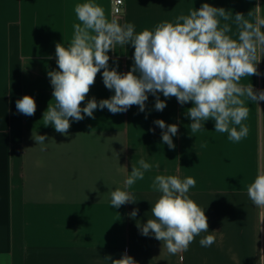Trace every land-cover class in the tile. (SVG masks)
I'll list each match as a JSON object with an SVG mask.
<instances>
[{
    "label": "crops",
    "instance_id": "obj_1",
    "mask_svg": "<svg viewBox=\"0 0 264 264\" xmlns=\"http://www.w3.org/2000/svg\"><path fill=\"white\" fill-rule=\"evenodd\" d=\"M84 2L0 0V264H106L104 256L119 259L125 252L138 264H264V209L247 195L248 186L264 172V102H247L249 135L240 142L216 132L211 119L192 135L185 115L191 102L181 106L162 93L163 111L154 109L155 97L148 94L145 112L137 105L115 115L97 109L95 119L70 118L67 135L43 125L44 111L54 104L47 73L58 70L55 45L67 47L79 23L74 6ZM93 2L109 20L133 23L137 33L173 22L202 3L243 13L252 22L264 18V0H123L118 16L112 14V0ZM115 50L108 53L109 68L118 63L119 72H128L134 48L117 45ZM258 70L261 75L241 83L264 90V59ZM102 72L82 107L92 97L99 101L114 95ZM24 95L35 99L33 116L17 112L15 102ZM157 119L178 125L174 150L162 142ZM33 132L46 135L44 145L36 144ZM141 158L152 168L127 189L137 202L113 208L109 193L123 189L128 174L121 166L131 172ZM156 175L196 180L189 196L204 209L210 232L197 236L187 251L170 254L137 227L154 218L151 207L160 196L152 188ZM134 208L139 211L132 218ZM208 234L215 243L202 247L199 240Z\"/></svg>",
    "mask_w": 264,
    "mask_h": 264
},
{
    "label": "clouds",
    "instance_id": "obj_2",
    "mask_svg": "<svg viewBox=\"0 0 264 264\" xmlns=\"http://www.w3.org/2000/svg\"><path fill=\"white\" fill-rule=\"evenodd\" d=\"M74 11L79 23L74 24L73 38L67 47L56 43L58 70L47 73L54 104L49 103L43 113L45 127L51 125L56 132L67 135L70 118L75 122L86 116L95 119L97 109L106 108L115 115L137 105L140 112H145L148 94L155 97L154 109L163 111L167 104L166 99H160L162 93L165 98L175 97L181 106L191 102L185 115L191 120L188 128L192 135L204 130L209 119L215 122L214 130L227 133L230 141L240 142L249 135L244 123L250 112L247 102H264V90L256 89L251 82L244 85L241 79L261 75L258 64L264 59V18L257 17L252 22L243 13L233 14L223 7L202 3L188 14L176 16L173 22L162 21L154 30L137 33L133 23L109 20L104 8L93 0L77 3ZM117 45L134 48L128 72H119L116 61L117 67L109 68L108 53L116 51ZM101 69L103 83L114 90V95L99 101L92 97L82 107ZM15 103L17 112L25 116L36 112L35 99L30 95ZM154 124L162 130V142L174 150L172 138L178 133V125L166 124L162 119ZM32 138L40 145L47 139L34 132ZM138 164L132 165L131 172L121 166L128 174L123 189L118 187L109 193L113 208L137 202L127 189L143 180L145 172L152 168L143 158ZM195 186L196 180L190 176L181 179L177 175H156L152 181L153 190L160 193L151 207L154 218L137 227L143 236H154L162 242L170 254L187 251L197 236L210 232L204 209L189 196ZM247 195L254 205L264 209V172L248 186ZM138 211L134 208L129 215L135 218ZM215 240L213 234H208L199 243L210 247ZM103 258L106 264H138L127 252L119 259L111 255Z\"/></svg>",
    "mask_w": 264,
    "mask_h": 264
},
{
    "label": "built area",
    "instance_id": "obj_3",
    "mask_svg": "<svg viewBox=\"0 0 264 264\" xmlns=\"http://www.w3.org/2000/svg\"><path fill=\"white\" fill-rule=\"evenodd\" d=\"M124 3L123 0H112V14L115 16L123 13Z\"/></svg>",
    "mask_w": 264,
    "mask_h": 264
}]
</instances>
